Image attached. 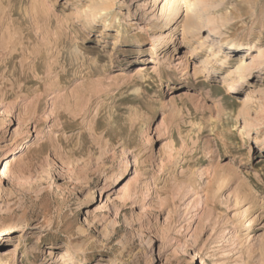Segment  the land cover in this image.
Segmentation results:
<instances>
[{"label": "rangeland", "instance_id": "rangeland-1", "mask_svg": "<svg viewBox=\"0 0 264 264\" xmlns=\"http://www.w3.org/2000/svg\"><path fill=\"white\" fill-rule=\"evenodd\" d=\"M153 2L0 0V264H264V0Z\"/></svg>", "mask_w": 264, "mask_h": 264}, {"label": "bare ground", "instance_id": "bare-ground-1", "mask_svg": "<svg viewBox=\"0 0 264 264\" xmlns=\"http://www.w3.org/2000/svg\"><path fill=\"white\" fill-rule=\"evenodd\" d=\"M159 1L160 0H154L153 3H155V6H157L158 3H160ZM164 1H165V4L163 6L161 16L167 18L168 23H175L180 17L182 13L181 11L184 9L185 12L187 13L183 21L185 31H200L201 30L202 26L199 25V22L202 20V17L200 15V10L198 9L201 6L207 5L208 3L207 0H164ZM212 22L213 21L211 20V23ZM252 43L254 44L252 45ZM231 45H233L231 49H236L237 47H240L242 43L232 42ZM247 45L249 46V49L255 48L257 50L255 59L257 60V63L259 65H263L264 64V47H262L261 45H255V42L248 43ZM218 53L219 52L212 51V55L218 56ZM219 61H221L222 63L226 62V60L223 58L219 59ZM246 67L247 65L245 61L242 58L239 59L233 70L234 74H236V78L235 80H232V82L236 83V82L244 80L245 78L244 70ZM231 87H234V85H232ZM246 102H245L246 105L244 106V109H243L244 111L248 110L247 108L249 105V100H246ZM241 133L243 132L241 131Z\"/></svg>", "mask_w": 264, "mask_h": 264}]
</instances>
